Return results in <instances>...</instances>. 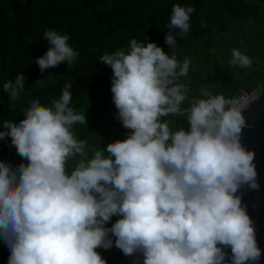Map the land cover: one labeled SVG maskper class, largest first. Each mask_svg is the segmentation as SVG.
Returning <instances> with one entry per match:
<instances>
[{
	"label": "clouds",
	"instance_id": "clouds-1",
	"mask_svg": "<svg viewBox=\"0 0 264 264\" xmlns=\"http://www.w3.org/2000/svg\"><path fill=\"white\" fill-rule=\"evenodd\" d=\"M192 7L173 5L167 28L190 29ZM203 26V25H202ZM41 72L78 56L69 36L48 30ZM166 44L176 40L168 31ZM232 65L251 66L238 49ZM102 65L113 73L111 91L127 139L94 148L72 132L87 123L70 108L72 84L51 106L31 102L19 124L6 120L0 140L11 143L27 164L15 170L0 162V237L10 249L8 264H107L97 248L115 246L127 256L143 254V264H231L258 262L261 250L253 221L236 193L258 188L255 153L240 142L246 125L239 100L201 88L202 99L188 108V88L178 82L190 61L179 63L151 42L130 41L126 50L105 53ZM23 73L3 84L11 100L24 89ZM184 116L190 131L173 130L162 117ZM79 157L68 172L70 158ZM121 216L111 228L105 225Z\"/></svg>",
	"mask_w": 264,
	"mask_h": 264
},
{
	"label": "trees",
	"instance_id": "trees-1",
	"mask_svg": "<svg viewBox=\"0 0 264 264\" xmlns=\"http://www.w3.org/2000/svg\"><path fill=\"white\" fill-rule=\"evenodd\" d=\"M175 4L195 10L183 37L180 29L166 27ZM48 30L69 36V46L78 53L71 66L62 63L41 72L36 60L50 47L44 38ZM168 31L176 40L174 50L166 44ZM132 39L155 43L169 55L174 51L181 64L190 61L188 75L178 81L189 89L182 108L190 107L193 98H204L201 88L228 98L264 84V0H0V131H5L6 120L19 124L32 101L51 106L65 85L72 84L69 107L85 115L87 123L75 124L71 130L87 142L88 157L94 148L106 150L108 144L127 139L130 130L118 119L111 91L114 73L100 59L118 49L127 51ZM233 49L249 56L251 66L232 65ZM21 73L25 87L11 100L3 84H14ZM161 119L174 131H190L184 116ZM78 159H69V174ZM0 162L13 170L28 163L11 137L0 140ZM121 218L114 215L105 227L111 228ZM108 239L111 248L96 249L107 264L125 255L115 246L114 235ZM9 256L10 249L0 237V264H8Z\"/></svg>",
	"mask_w": 264,
	"mask_h": 264
},
{
	"label": "water",
	"instance_id": "water-1",
	"mask_svg": "<svg viewBox=\"0 0 264 264\" xmlns=\"http://www.w3.org/2000/svg\"><path fill=\"white\" fill-rule=\"evenodd\" d=\"M246 125L242 130L240 142L250 152L255 153L253 163L256 166V183L258 188L242 185L236 193L242 199V207L253 221L256 240L261 250L258 262L248 261L246 264H264V94L253 100L243 111ZM226 253L225 264H231V248L218 245ZM143 254L136 252L132 256L124 255L121 259L109 264H143Z\"/></svg>",
	"mask_w": 264,
	"mask_h": 264
},
{
	"label": "built area",
	"instance_id": "built-area-1",
	"mask_svg": "<svg viewBox=\"0 0 264 264\" xmlns=\"http://www.w3.org/2000/svg\"><path fill=\"white\" fill-rule=\"evenodd\" d=\"M263 94H264V84L259 83L251 91L241 89L237 96L228 97L226 99H228V100H239V101H241V103H243L244 107L247 108L253 100L257 99L258 97H260ZM197 100H198L197 98H193L191 100V104L195 103Z\"/></svg>",
	"mask_w": 264,
	"mask_h": 264
},
{
	"label": "rangeland",
	"instance_id": "rangeland-1",
	"mask_svg": "<svg viewBox=\"0 0 264 264\" xmlns=\"http://www.w3.org/2000/svg\"><path fill=\"white\" fill-rule=\"evenodd\" d=\"M2 98H3V95L1 94V95H0V100H2Z\"/></svg>",
	"mask_w": 264,
	"mask_h": 264
}]
</instances>
